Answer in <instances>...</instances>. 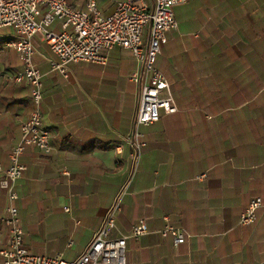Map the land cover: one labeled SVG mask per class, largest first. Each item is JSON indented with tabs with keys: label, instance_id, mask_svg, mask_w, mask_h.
<instances>
[{
	"label": "crops",
	"instance_id": "crops-1",
	"mask_svg": "<svg viewBox=\"0 0 264 264\" xmlns=\"http://www.w3.org/2000/svg\"><path fill=\"white\" fill-rule=\"evenodd\" d=\"M97 2L103 14L112 11V1ZM173 14L170 31L181 39L169 62L157 57L156 65L177 111L139 128L146 146L134 172L127 138L139 87L128 79L130 52L112 49L105 66L70 63L64 76L51 70L55 56L45 42L33 38L53 149L46 155L28 146L20 156L14 205L30 253L76 258L127 184L112 234H130L139 220L147 226L128 238L127 264H264V207L252 224L239 223L252 198L264 199V0H187ZM14 38L12 28H0V178L32 109L30 87L12 79L22 68L7 45ZM7 204L0 188V250L9 241L1 223ZM164 217L186 232L185 243L160 236Z\"/></svg>",
	"mask_w": 264,
	"mask_h": 264
},
{
	"label": "built area",
	"instance_id": "built-area-1",
	"mask_svg": "<svg viewBox=\"0 0 264 264\" xmlns=\"http://www.w3.org/2000/svg\"><path fill=\"white\" fill-rule=\"evenodd\" d=\"M112 11L103 14L97 0H85L82 8L72 7L67 0H0V28L9 27L15 38L8 42L22 64L12 76L15 83L25 82L30 87L32 109L20 126V138L8 154L9 165L0 178V188L7 196L1 223L8 230V246L0 250L2 264H127L128 238L137 240L147 232L139 220L128 235L113 236L115 215L121 209L125 184L115 195L104 222L94 233L85 250L73 260L61 253L35 255L23 246V230L14 201L18 198L15 183L21 178L24 165L20 161L23 150L33 146L43 154H50L51 134L43 125L41 102V72L33 64V38L40 36L52 54L51 70L67 76L70 63L86 62L105 66L112 49L119 47L130 52L135 67L128 79L139 87L138 108L133 129L127 138L131 148L129 159L134 172L146 143L142 140L141 126L157 122L160 112L177 111L165 75L157 67V57L167 42L166 33L177 27L173 7L187 0H110ZM57 23L59 29L51 28ZM264 207V199L252 198L240 214L241 225L252 224L256 210ZM68 210V209H66ZM161 237H170L174 246L187 240L186 232L171 225L164 217L159 230Z\"/></svg>",
	"mask_w": 264,
	"mask_h": 264
},
{
	"label": "rangeland",
	"instance_id": "rangeland-1",
	"mask_svg": "<svg viewBox=\"0 0 264 264\" xmlns=\"http://www.w3.org/2000/svg\"><path fill=\"white\" fill-rule=\"evenodd\" d=\"M172 32L173 31H170V34H172L171 37L169 36V33L167 34V37L169 36L167 44L165 45V48L161 50V55L158 56L161 59H163L166 63L169 62V59L171 58V55H172L173 48L175 47V45L176 46L179 45V40L181 39V37H179L178 32H176V34H173Z\"/></svg>",
	"mask_w": 264,
	"mask_h": 264
}]
</instances>
